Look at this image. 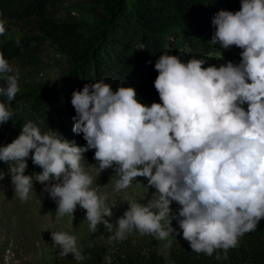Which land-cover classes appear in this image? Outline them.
I'll return each mask as SVG.
<instances>
[{
	"label": "clouds",
	"instance_id": "obj_1",
	"mask_svg": "<svg viewBox=\"0 0 264 264\" xmlns=\"http://www.w3.org/2000/svg\"><path fill=\"white\" fill-rule=\"evenodd\" d=\"M211 23L210 43L223 51L241 49L239 63L204 67L203 58L185 61L164 51L154 64L160 102L150 105L141 102L134 86L121 83L114 90L103 78L74 89L72 131L82 134L83 147L57 130L24 122L16 139L0 145L14 196L27 202L35 193L34 181L39 182L42 193L57 204V220L67 216L73 222L79 205L86 210L89 230L96 233L103 225L109 243L135 233L166 241L170 248L181 234L172 226L175 221L193 252L227 259L239 239L264 219V0H241L238 11L221 9ZM6 25L0 14V36ZM0 81L3 126L19 111L12 102L20 86L2 51ZM90 150L100 173L111 168L117 174L115 192L134 182L144 189L140 200H126L128 208L115 223L110 222L114 206L94 186L84 161L83 153ZM29 157L42 169L35 178L25 174ZM4 176L0 171V181ZM51 240L60 256L85 259L76 235L52 231ZM103 260L112 264L110 255Z\"/></svg>",
	"mask_w": 264,
	"mask_h": 264
},
{
	"label": "trees",
	"instance_id": "obj_2",
	"mask_svg": "<svg viewBox=\"0 0 264 264\" xmlns=\"http://www.w3.org/2000/svg\"><path fill=\"white\" fill-rule=\"evenodd\" d=\"M95 1L103 6L95 21L60 22L52 17V9L60 0H0V14L7 20V32L0 40L13 30L24 37L18 46L0 50L6 58L33 63L44 42H48L71 65L59 91L45 96L49 89L45 83L18 96L12 107L19 111L6 125L16 121L18 129L32 120L39 126L49 123V128L56 130L65 112L74 110L70 102L73 90L101 78L115 89L121 83L133 86L142 75L154 83L158 75L154 64L159 55L169 48L170 54L189 59L201 49L196 41L203 31L213 27L217 5L227 4L229 8L234 0ZM186 49L190 51L185 56ZM15 133L19 136L20 132ZM172 226L181 232L168 251L173 264H264V219L256 231L239 239L238 246L228 251L227 259L220 260L215 254L209 257L193 252L178 224L174 221ZM109 235L83 247L82 262L75 261L73 254L62 257L57 250L51 261L43 264H104L106 255L111 256L112 264H165L150 236H128L124 241L109 243Z\"/></svg>",
	"mask_w": 264,
	"mask_h": 264
},
{
	"label": "rangeland",
	"instance_id": "obj_3",
	"mask_svg": "<svg viewBox=\"0 0 264 264\" xmlns=\"http://www.w3.org/2000/svg\"><path fill=\"white\" fill-rule=\"evenodd\" d=\"M240 6L241 0H234L229 8L227 4H224L217 5L216 9L217 12L221 9L235 12L240 9ZM102 10L103 6L98 5L95 0H60V3L56 4L52 9V17L60 22H93L101 16ZM213 33V27L203 31L201 38L196 41L201 49H196L197 51H194V54L189 56V58L205 59L208 62L204 67L213 64L219 66L228 60L239 63V53L242 50L233 46L230 50L223 51L219 45L211 44L210 40ZM17 40L20 44L24 40L23 35L16 30L11 31L2 41L0 40V50L4 47L18 46ZM222 56L223 59H221ZM6 59L9 60L14 70L19 74L20 92L17 97L22 94L25 95L29 90L45 83L49 84V89L45 96H49L51 92L59 91L66 73L71 71L70 63L48 42H44L39 58L33 63L13 61L10 56ZM181 59L184 60L183 57ZM0 83L3 82L0 81ZM133 86L136 88L138 98L142 103L150 105L152 102H160L154 83L151 80L148 81L145 75L138 77L133 82ZM113 89L115 90V88ZM2 99L4 98L0 97V100ZM15 102L16 100L12 104ZM74 115L75 110L65 112V115L61 117L62 119L58 120V122L61 121V126L56 123L55 126L58 128L56 130L67 140L74 141L78 146L83 147L86 141L83 139L82 134L77 135L72 131L75 123L72 119ZM43 126L44 128H42ZM40 127L45 130L50 125L43 122ZM16 130L20 133L22 131L21 126L16 129V121L0 126V145H7L16 139L18 137L17 133H15ZM94 151L90 150L83 153L84 161L86 165H90L88 171L94 178V186L97 183L100 186L99 191L107 196L106 203L108 206H114L110 222L115 223L116 219L122 216L123 212L128 208L126 200L128 198L140 200L144 195V189L134 182L131 188L119 193L115 192L114 183L118 179L117 174L111 168L100 173L98 164L93 158ZM27 163L28 168L25 174H30L35 178V174L41 172L42 169L34 165L30 157ZM7 169L8 164L0 161V171L5 173L4 179L0 181V195H2L0 196V264L49 263L57 250H60L59 247L53 248L52 231H66L76 235L80 250L95 241L103 239L101 235L104 237L107 233L104 226L98 225V231L92 233L89 230L88 222L85 220L86 210L80 208L79 205H77L74 213L75 219L73 222H70L67 216L57 220L55 217L57 204L49 198L47 193H42L43 185L39 182L34 181L36 194L33 193L27 202H21L14 196L11 176ZM141 181L146 185V179L138 177L137 182ZM152 191L154 189L149 190V195ZM178 207L175 202L172 204L173 209ZM130 236L138 237L139 235L134 233ZM150 237L155 240L165 264H173L168 255L169 247H165L166 241H159L152 236Z\"/></svg>",
	"mask_w": 264,
	"mask_h": 264
},
{
	"label": "bare ground",
	"instance_id": "obj_4",
	"mask_svg": "<svg viewBox=\"0 0 264 264\" xmlns=\"http://www.w3.org/2000/svg\"><path fill=\"white\" fill-rule=\"evenodd\" d=\"M0 196H2V195H0Z\"/></svg>",
	"mask_w": 264,
	"mask_h": 264
}]
</instances>
